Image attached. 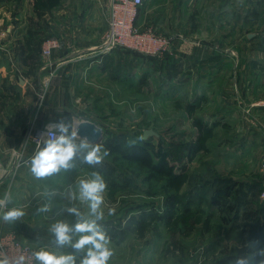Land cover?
<instances>
[{
	"label": "rangeland",
	"instance_id": "rangeland-1",
	"mask_svg": "<svg viewBox=\"0 0 264 264\" xmlns=\"http://www.w3.org/2000/svg\"><path fill=\"white\" fill-rule=\"evenodd\" d=\"M98 2L109 4V0ZM46 3L4 0L0 4V41L6 40L0 44L3 68L13 70L16 79L29 80V87L34 86L24 97L22 93L12 98L0 94V115H6V105L11 114L24 104V110L29 108L34 114L48 105L55 116L43 128H30L31 144L36 133L48 126L57 129L63 122L70 134L77 120L88 119L103 128V142L112 137L118 146L108 151L102 143V153L107 155L95 166L83 162L87 150L81 149L73 167L39 179L30 174L18 177V170L26 166L15 168L14 163L12 186L31 188L28 193L16 194L14 200L22 206L18 208L25 218L32 219L35 214V221L36 213H40L35 222L40 232L52 219L62 220L73 229L81 219H93L88 205L79 198L77 185L97 173L105 183L100 206L103 219L98 224L110 240L108 264H216L226 256L244 252L245 247L255 252L256 245L249 242H256L260 230L254 228L257 221L253 213L264 201V0H145L137 29L171 43L178 39L197 45L185 59L175 61H188L187 70H191L164 68L163 64L171 62L170 49L160 54L165 59L157 55L159 61L150 59L156 55L124 48L105 56L100 47L106 29L100 34L102 43L96 52L100 62L108 57L109 80L84 78L73 86L74 91L58 90L59 69L50 59L54 51L55 55L62 52L65 14L94 6V0ZM17 12L21 14L11 17ZM5 14L10 17L4 18ZM7 28L15 30L12 37ZM50 38L57 46L47 55L44 45ZM138 58H142L138 66L126 61ZM44 60L48 64L43 65ZM46 71L49 76L43 77L48 80H39L38 75ZM3 130L5 137L13 136L5 126ZM147 130L155 134L145 138ZM80 139L77 136V145ZM25 144L18 149L24 155L21 160L33 157L30 151L34 145ZM136 144L142 146L140 152L147 154L150 163L163 160L165 172L171 167L174 174L182 175L173 182V188L160 173L145 180L152 166L140 168L137 162L125 159ZM194 145H198L197 150ZM254 183L261 185L253 188ZM173 193L178 194L180 203L175 204ZM72 195L77 199H71ZM34 198L41 205H22ZM190 200L192 212L183 213ZM73 206L79 216L66 211ZM44 207L46 213L38 211ZM80 235L72 231L71 242ZM28 244L38 251L31 242ZM68 251L64 255H73L75 264L85 256L72 247Z\"/></svg>",
	"mask_w": 264,
	"mask_h": 264
},
{
	"label": "crops",
	"instance_id": "crops-1",
	"mask_svg": "<svg viewBox=\"0 0 264 264\" xmlns=\"http://www.w3.org/2000/svg\"><path fill=\"white\" fill-rule=\"evenodd\" d=\"M3 2L4 0H0V4H2ZM107 6H108L107 2L100 4L98 0H94V6L90 4L86 8H75L74 10L69 11L68 14L67 13L65 14L64 17L65 20L63 24L61 23L63 26L62 35L65 40L63 45H61L62 52L59 55H55V51H54L53 57H51L50 59V62L52 64L56 63L59 69V72L57 74V78L60 82L58 85V90L64 89L66 91L67 90L71 91L73 90V86L74 88L77 86V82L83 80L84 78H87V80L89 81L94 80V76L97 77L96 78L97 80H101L103 77H106L105 79H107V81L109 80L108 63L110 62L108 63L106 62V60H108V57L104 58V62H100L101 59L99 58L100 59L99 60L97 58L99 54L98 52H96V49L99 48L100 44L102 43L100 34L108 28L107 27L108 19L106 13V11L108 10ZM19 14L21 13L20 12L13 13L11 14V17L13 16L17 17ZM3 16L4 18L10 17L8 14H5ZM6 31L9 32L8 35H10V37L13 36V32L15 33L14 29L7 28ZM5 41L6 40L0 41V44H2ZM196 48L197 45L192 46L190 41L187 40L180 41L178 39H175L174 41H172L171 46L169 48L170 49L169 55H171L170 56L171 62L169 64H163V66H165L164 68L169 70L175 69L177 71L186 68L185 71L183 69V72H187L191 70V68L187 70L188 68L187 66H189L188 61L184 62V64L183 63L176 64L175 61L176 60L181 61L182 58L185 59L184 56L190 55L189 54L190 49L192 50ZM116 49H120V48H116ZM108 54H103V55L107 56ZM159 57L161 59L164 58L162 55H160ZM1 58L2 57H0V67H1L0 75L3 81V85L0 86L1 96L12 98V96L14 97L15 95H17V93L24 94L33 85L29 87V80H23L19 76H17V79L14 78L15 76L13 75L12 72L13 70H8L7 68H3L4 62L2 61L4 60ZM142 58H138L134 60L129 59L126 61L127 62L130 61L131 63H133V65L138 66L140 63H142ZM12 60L15 61V59ZM44 61L42 63L43 65L48 64L47 60ZM122 63H124V61H122ZM98 70L101 71L99 72ZM86 71H88L89 74H86ZM90 71L91 72L94 71V72L91 73ZM165 71L167 70H164V72ZM45 75L49 76V72L46 71L45 74L38 75L39 80L42 78H46L45 80H48L49 77H43ZM5 77H7V83L4 84ZM14 79L18 80L20 83L16 84L17 81H15ZM128 82L131 83V79H129ZM24 96L25 94L22 95V97ZM200 98H202V96ZM24 101L25 100L22 101V104H24L23 103ZM24 106L25 104L19 106L18 107L19 109L17 111H14L13 109L12 110L13 112L11 114L9 113V105H6L5 107L6 115L5 116L0 115V199H4L5 197H8V202L5 203L3 208H0V230L2 232L4 231V232L16 233L21 239H24L28 243L31 242L32 245L38 251L44 249L54 253L57 256L64 255L65 252H70L68 251V249L71 248L70 244L64 245L63 247L59 246L56 243V238L54 234H52L50 231V228L52 226L51 224L55 223V221L57 222L58 221L57 219H52L50 222H48L49 225L47 227L43 226L44 232H40L41 229L36 228L35 226L36 220L41 217L40 213H36L35 221H34L35 214H33L32 219L31 217L25 218V215H23L19 220L14 222H7L2 218L3 214L9 211L10 209L18 208V207L22 208L21 205H18V203L14 201L17 197L16 194L21 192L24 193L31 189L26 186H19V187L16 185L12 186L14 181L10 182L12 176L14 175V174L12 175L11 172L14 169L13 167L15 163V158H17V155L21 153V152L19 153L18 150L20 144H23L25 142L26 147L28 145H30V147L31 145L32 146L34 145V148H31L30 151L34 156L38 151H40L45 146V143H43L39 148H37V146L35 145L36 143L33 142V144H31L33 140L28 137L27 132L30 130L32 126L34 128L37 127L36 129L43 128L46 124L50 123L51 119L55 116V113L51 111L48 105L42 109V112L39 111L38 113L35 114L33 113V110L29 111V108L24 110ZM8 115H11L10 117L11 120L8 119ZM3 120L6 121L5 124ZM81 120H88V119H79L77 121H81ZM4 126H5V130L9 129L10 130L9 132H12L13 136L10 137L4 136L3 133ZM8 126L10 128H8ZM26 128H27L26 134L22 139H19L25 132ZM26 167L20 168V170H18L19 172L16 171L18 172L19 175L18 177L22 178L21 176L23 175L24 176H28L29 174L33 175L31 172V166L29 170H27L28 168ZM14 177H16V175ZM17 187L20 190H17L16 189ZM31 192H34V190H32ZM40 193L42 192L40 191ZM38 201L39 200H36L34 198L32 202H24L22 203V205H27L28 203H30L32 208L36 205V203L41 205V201L39 202Z\"/></svg>",
	"mask_w": 264,
	"mask_h": 264
},
{
	"label": "clouds",
	"instance_id": "clouds-1",
	"mask_svg": "<svg viewBox=\"0 0 264 264\" xmlns=\"http://www.w3.org/2000/svg\"><path fill=\"white\" fill-rule=\"evenodd\" d=\"M60 135L54 139L45 141V146L38 151L31 160V172L39 178L51 176L59 173L62 169L68 170L73 167L72 161L75 159L79 150H87L83 156V162L89 166H95L101 163L103 157L107 152L102 153L100 145H93L89 142L87 137L80 139L79 145L75 143L78 132L73 130L69 134V128L63 122L57 126ZM93 179L80 180L77 187L79 188V198L83 203H86L90 209L89 215L93 219H81L76 223L74 229L67 223L62 221L55 222L50 231L56 238V243L63 247L70 244L76 251L85 252L84 258L80 264H108L112 255L109 247L110 240L106 233L101 229L98 221L103 219V213L100 211V206L103 203V192L105 190V183L102 177L93 173ZM77 199L75 195L70 197ZM8 202V197L0 199V208H3ZM38 211L46 212L47 207L40 208ZM66 211L70 214L79 216V210L76 207H68ZM24 215L20 208H12L3 214V220L7 222H14L19 220ZM72 231L81 234L80 238L72 243V237L69 235ZM252 246L256 242H249ZM260 260L257 264H264V247L257 249ZM34 260L37 264H75V257L73 255H55L54 253L41 249L35 251L33 254ZM25 258L23 256L17 257L14 261H10L7 256L0 257V264H24ZM234 264H249L246 257L238 258Z\"/></svg>",
	"mask_w": 264,
	"mask_h": 264
},
{
	"label": "built area",
	"instance_id": "built-area-1",
	"mask_svg": "<svg viewBox=\"0 0 264 264\" xmlns=\"http://www.w3.org/2000/svg\"><path fill=\"white\" fill-rule=\"evenodd\" d=\"M145 0H109L107 22L108 28L104 37V42L100 47V53L108 54L116 48L139 51L141 53L160 55L169 50L171 41L152 32H141L137 29L136 19L139 10ZM57 46L55 39H48L44 45V53L49 55ZM59 131L51 126L36 133L34 142L39 148L48 139L59 136ZM21 158H20V157ZM23 153L17 155L16 167L30 166L31 157L22 159ZM34 248L23 242L22 239L13 232H2L0 230V257L7 256L10 261L17 257L25 258L24 264H37L33 258Z\"/></svg>",
	"mask_w": 264,
	"mask_h": 264
},
{
	"label": "trees",
	"instance_id": "trees-1",
	"mask_svg": "<svg viewBox=\"0 0 264 264\" xmlns=\"http://www.w3.org/2000/svg\"><path fill=\"white\" fill-rule=\"evenodd\" d=\"M41 1L43 3L47 2L46 3L47 5H54L59 0H56V1H53V0H37L38 4L41 3ZM48 1H49V3H48ZM144 3H145V1H144ZM142 7L140 8L139 15H138V17L136 19V25H137V22H138V19H139V16H140ZM37 8L38 7H36V9ZM30 33H31V35H34L35 36V32L34 31H32V32L30 31ZM126 50H128V49H126ZM130 51H134V50H130ZM134 52H137V51H134ZM150 59H152V60L154 59L155 61L158 60V58L157 57L155 58L154 56L153 57L150 56ZM103 144L105 145V148L108 151L109 150L112 151L113 148H117L116 146H118L117 140L114 143L112 137L111 138H107V140L105 142H103ZM194 148L197 150L198 145H194ZM141 149H143L142 146L140 144H136L135 148L132 151H130L132 154H130L129 151H127L128 154L125 155V157H126L125 159H128V160L132 159L133 160L132 162H137L138 165L140 166V168L141 167L148 166V165L149 166H152L149 175L145 176V180H150V178H152V177L155 178L160 173L159 174L160 177L166 176V179L167 180H165V181L163 180V181L166 182V183H168L169 186L173 188V182L177 181L179 179V177H181L182 175L174 174L173 173V170L171 169V167L169 168V171L168 172H165V170H164L165 169L164 168V163L162 162L163 160L160 163H155V162L150 163L147 154L140 152ZM260 185L261 184H259V183H254V184H252V187L255 188V187H258ZM171 196H172V199L174 200L175 204H178V203L181 202V199H180V197H178V194L177 193H173ZM191 204H192V200L188 201L184 205L185 207L183 208V213H190V212H192V210H191ZM258 205L259 206H258L257 212H254L253 213V215H255V218H256L255 221H257L256 224L254 225V228L256 230H260V236L258 235L259 234V232H258L257 237H256L257 240H256V246H255V248H257V249L259 247H264V222H263V218H264V201H260V203ZM197 212H196V214H197ZM144 219L145 218H143V220ZM242 250L245 253H248V255H244V252H239V254H235V256H226V257L222 258L216 264H234V262L238 258H241V257L248 258L249 264H257V262L260 260V257L258 256V253H257V250L255 252H252V248L250 246L249 247H245Z\"/></svg>",
	"mask_w": 264,
	"mask_h": 264
},
{
	"label": "water",
	"instance_id": "water-1",
	"mask_svg": "<svg viewBox=\"0 0 264 264\" xmlns=\"http://www.w3.org/2000/svg\"><path fill=\"white\" fill-rule=\"evenodd\" d=\"M74 130L78 132V137H87L93 145H101L105 138V132L101 126L90 120H82L74 123ZM155 134L152 130H147L144 137Z\"/></svg>",
	"mask_w": 264,
	"mask_h": 264
},
{
	"label": "bare ground",
	"instance_id": "bare-ground-1",
	"mask_svg": "<svg viewBox=\"0 0 264 264\" xmlns=\"http://www.w3.org/2000/svg\"><path fill=\"white\" fill-rule=\"evenodd\" d=\"M82 121V120H81Z\"/></svg>",
	"mask_w": 264,
	"mask_h": 264
}]
</instances>
